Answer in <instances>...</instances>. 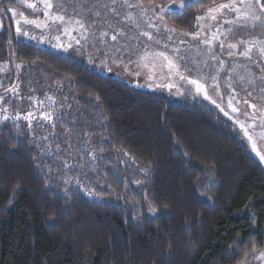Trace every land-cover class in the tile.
Masks as SVG:
<instances>
[{
	"label": "trees",
	"instance_id": "16d2710c",
	"mask_svg": "<svg viewBox=\"0 0 264 264\" xmlns=\"http://www.w3.org/2000/svg\"><path fill=\"white\" fill-rule=\"evenodd\" d=\"M224 2L165 19L191 33ZM13 31L3 17L0 96L17 93L0 112V264H242L262 249L264 169L228 121ZM35 109L49 119H24Z\"/></svg>",
	"mask_w": 264,
	"mask_h": 264
},
{
	"label": "rangeland",
	"instance_id": "374dc122",
	"mask_svg": "<svg viewBox=\"0 0 264 264\" xmlns=\"http://www.w3.org/2000/svg\"><path fill=\"white\" fill-rule=\"evenodd\" d=\"M195 1L198 0H188L187 5ZM50 2L53 4V8L48 10L50 16L64 15V23L53 22L45 17V9L40 0H0V9H2L0 11V33L2 32L3 17L9 16L13 21L14 37L21 42L75 59L100 74L114 77L148 93L175 101L190 100L205 103L232 125L250 154L261 163L264 169V161H261L259 156L252 151L251 144L245 137L244 132L238 124L234 123V119H238L245 126L252 124L253 127L249 128L248 131L253 135L258 150H264V140L259 139V133L264 131V128L260 127L262 114L243 103L244 100H248L250 104H255L258 108H264V80L260 79L264 76V70L261 67L264 66V57L260 56L258 48L255 47L251 53V60L239 55L246 46L239 44V41H264V17L257 21H241L243 27L224 24L223 18L212 21L206 17L203 21L206 26L201 33L200 40L210 36L211 33L207 27L209 24L213 25L211 29L213 32L216 31L217 23L222 26V29L230 27L233 29V33L229 35L225 47L220 48L219 41H216L212 45V53H209L206 45L200 43V40L192 38L191 33L198 31L197 25L196 29L186 36L182 35V33H185L183 31L175 29V32H171L166 30V28H174L166 21L161 8H171L172 12H181L186 7L184 6V0H174L165 6L144 5L140 0H128L129 4L139 5L131 8L124 6L123 0H116L114 5L112 0H50ZM261 2L264 3V0H261ZM26 3L37 4L38 10L34 11L27 8ZM105 5L108 7H105ZM113 8L115 11H112ZM7 9H13L15 15L14 12L7 11ZM206 11L200 15H203ZM224 11L227 19L235 18V13ZM21 12L28 19H36L42 25L47 22L49 26L36 27L31 24H23V20L19 16ZM96 13H99V15H96ZM129 15L132 17L131 20L127 19ZM160 16H163L162 20L159 19ZM17 20L21 21L22 31H27L28 35H17ZM76 20H81L84 28H80L79 25L75 24ZM68 21H71V23H67ZM149 22L155 27H148ZM65 27L69 28L71 35L64 33ZM145 31L152 33L154 39L149 40L146 36L141 35ZM101 32H106L107 35L101 38ZM121 32L122 35H119L116 41L111 39L112 35ZM57 36L59 40L56 39ZM224 39V37H221V40ZM77 41L79 42L77 43ZM156 41H159V43H156ZM181 41L184 42L181 43ZM228 43H236L238 47L229 50L227 48ZM176 49H179V52H176ZM229 51L234 54L229 56ZM160 52L175 60L180 65L181 72H183L185 65L191 67L193 64H198L205 74L216 75L217 70H219L221 91L224 94L222 104L233 119L225 116L215 104L205 100L202 95H197L193 86L188 85L186 81H182L179 75L169 74L167 61L155 55ZM213 53L217 57L215 60L212 59ZM142 56L145 59L141 60ZM220 60L224 61L223 68L219 66ZM233 68L235 69L234 72L232 71ZM185 74L187 75V73ZM193 75L195 74L193 73ZM240 76L246 78L244 82H241ZM229 78H231L235 89L236 100L233 101V105L239 109L236 113H233L227 107L228 96L233 94L230 89L224 86V81ZM248 78H252L254 83L248 84ZM169 83L173 84V87L168 88L166 85ZM208 83H211V81L209 80ZM248 92H252V96H248ZM12 93L10 92V94ZM2 95L3 97L6 96V92ZM212 95L218 103L221 102L215 93H212ZM30 97L33 98L32 95ZM237 100L240 103H236ZM32 102L35 108L41 105V102H35L34 98ZM4 109L7 108L2 105V100H0V112H6ZM32 111V117L36 118L38 116L39 123L44 121L41 115L44 113L43 111L42 113L38 109ZM1 118L3 119V117ZM261 250H264V246ZM258 252L242 264H264V261L256 258Z\"/></svg>",
	"mask_w": 264,
	"mask_h": 264
},
{
	"label": "snow or ice",
	"instance_id": "6c2138e0",
	"mask_svg": "<svg viewBox=\"0 0 264 264\" xmlns=\"http://www.w3.org/2000/svg\"><path fill=\"white\" fill-rule=\"evenodd\" d=\"M41 3H43L44 6V16L51 19L53 22H61L64 23L65 22V16L64 15H51L50 16V12L48 10L53 8V4L50 2V0H40ZM113 5L116 3V0H112ZM124 6L126 7H138L139 5H132L128 3V0H123ZM188 0H184V6H187ZM27 8L33 9L34 11L38 10L37 8V4L35 3H26ZM105 7H108L107 5H105ZM224 10H227V12L229 13H235V18L234 19H227L226 18V13ZM0 11H2V9H0ZM7 11L10 12H14L13 9H7ZM112 11H115V9L113 8ZM161 12H163L164 14H170L172 12L171 8H161ZM259 13V14H258ZM15 15V12H14ZM96 15H99V13H96ZM19 16L22 18L23 20V24H31V25H35L36 27H47L49 26L47 24V22H44V24L42 25L40 21L36 20V19H28L23 12L19 13ZM208 17L210 18L212 21H218L220 18H223V23L224 24H228V25H240L241 27H243L244 25L241 24V21H248V20H253V21H257V20H261L262 17H264V3L261 2V0H228L227 3H221L218 6H214V7H210L207 9V11L203 14V15H197L195 17L196 20V25L198 27V31L195 33H191L192 38L194 40H200V36L201 33L203 32L204 27L206 26L203 21L205 20V18ZM128 20H131L132 17L131 15H129L127 17ZM159 19H163V16H160ZM67 23H71V21H68ZM17 27H16V33L17 35H28L27 31H22V27H21V21L17 20L16 21ZM75 24L79 25L80 28H84V24L82 23L81 20H76ZM148 27L152 28L155 27V25H153L151 22H149ZM166 27V26H165ZM209 32L211 33L210 36H206L204 39L200 40V43L206 45L208 47V52L212 53V45L214 42L219 41V47L220 48H224L225 47V43L229 37V35H231L233 33V29L230 27L228 29H222V26L217 23L216 25V31H211L213 25L209 24L207 25ZM168 31L171 32H175V29H167ZM64 33L67 35H71V32L69 30L68 27L64 28ZM107 33L106 32H101L100 36L101 38L106 36ZM122 35L121 33H116L114 35H112L111 39L113 41H116L118 36ZM141 35L146 36L149 40H153L154 36L152 33L150 32H142ZM182 35H190L189 33L185 32L182 33ZM221 37H224V40H221ZM57 40H59V37H56ZM169 39H171V37H169ZM79 41H77L78 43ZM184 41H181V43H183ZM156 43H159V41H156ZM239 44L241 45H246L243 48V51H241L239 53V55L246 57L247 59L251 60L252 56V50L253 48H258V51L260 53L261 57H264V41H250V42H245L243 40L239 41ZM71 46V45H69ZM238 45L236 43H228L227 44V48L229 50L237 48ZM176 52H179V49L175 50ZM234 53L232 51H229V56H232ZM155 55L162 57L165 61H167V68H168V72L169 74H176L179 75L180 79L182 81H186V83L188 85L193 86L194 91L197 95H202L204 97L205 100H208L210 103L215 104V106L220 109L221 112L224 113L225 116H228L229 119H233V117L231 115H229V112L225 110L222 101L224 98V94L221 91V84H220V79H219V70H217V74L216 75H211V74H205L203 72V69L201 67H199L198 64H193L191 67L185 65L184 66V70L183 72L180 71V65L173 59L169 58L168 55H166L163 52L160 53H156ZM145 59L144 56L141 57V60ZM181 59H183V57H181ZM212 59L215 60L217 59V57L215 56V54H212ZM224 65V61L220 60L219 61V66L220 68H223ZM207 67V65H205ZM17 67H20L19 65H17ZM262 70H264V66H261ZM232 71L234 72L235 69L233 68ZM187 73V75L185 74ZM193 73L195 75H193ZM241 82L245 81V77L244 76H240L239 77ZM260 79L264 80V76L260 77ZM211 81V83H208V81ZM247 83L248 84H253L254 80L252 78H248L247 79ZM164 86V85H161ZM168 88L173 87V84L169 83L166 85ZM224 86L228 89H230L232 91V95L228 96V104L227 107L231 109V111L233 113H236L239 111V109L237 107H235L233 105V101L236 100V96H235V89L233 88V84H232V80L231 78L227 79L224 81ZM16 92V86H13L10 89H7L6 92ZM212 93H215V95L217 97L220 98L221 102H217L216 99L213 98ZM248 96H252V92H248L247 93ZM4 97L0 96V100H3ZM49 99H51V97H49ZM236 103H240V101H236ZM244 104L248 105V107L255 109V111L260 112L261 115V120H260V127L264 128V108H258L255 104H250L248 100H244L243 101ZM4 111H7V109H4ZM32 113L29 112L27 113V115L24 117V119H27L30 121V118L32 117ZM43 116L44 119H49V116L45 115V114H41ZM254 115V113H253ZM20 118V114L17 113L16 119ZM3 119L6 121L9 119V117L7 115H5L3 117ZM234 123L238 124L240 126V128L242 129V131L244 132L245 137H247L249 143L251 144V149L253 152L256 153L257 156H259V158L261 159V161H264V150H258V146L257 143L253 140V135L249 133L248 129L252 128L253 125L249 124L247 126H245V124L241 123L238 119H234ZM259 139L260 140H264V131L259 133ZM91 194V193H89ZM153 212H155V209H151ZM253 253H256V248L253 247ZM247 256V254H246ZM257 259L264 261V250H261L258 252V255L256 257Z\"/></svg>",
	"mask_w": 264,
	"mask_h": 264
}]
</instances>
